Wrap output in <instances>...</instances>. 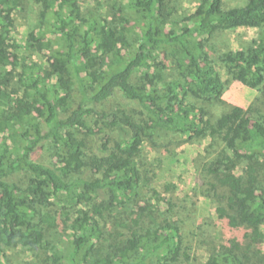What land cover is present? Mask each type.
Returning <instances> with one entry per match:
<instances>
[{
    "label": "trees",
    "instance_id": "16d2710c",
    "mask_svg": "<svg viewBox=\"0 0 264 264\" xmlns=\"http://www.w3.org/2000/svg\"><path fill=\"white\" fill-rule=\"evenodd\" d=\"M21 1L0 0V264L14 245L39 254L58 235L64 249L47 264L189 263L198 201L147 196L141 161L145 143L175 133L223 144L203 166L207 196L240 237L208 264H264V0L192 11L118 0L101 16L79 0H33L28 36L47 55L31 63L14 37ZM238 29L258 34L215 56L217 36ZM218 64L257 91L247 107H226Z\"/></svg>",
    "mask_w": 264,
    "mask_h": 264
},
{
    "label": "rangeland",
    "instance_id": "374dc122",
    "mask_svg": "<svg viewBox=\"0 0 264 264\" xmlns=\"http://www.w3.org/2000/svg\"><path fill=\"white\" fill-rule=\"evenodd\" d=\"M88 10L98 15H103L111 9V4L118 0H79ZM247 0H224L226 7L242 6ZM199 0H185L180 10L192 11ZM40 6L33 0H22L15 12L14 37L20 46L21 60L24 63L32 61L43 62L47 51L38 50L29 39V32L37 24ZM258 34L257 30L238 29L224 32L215 39V56L228 48H237L239 45H247ZM214 56V57H215ZM219 69L227 80L228 89L225 93L226 107L238 104L247 107L257 96V91L234 80L227 74L223 66ZM171 70H166V77H170ZM203 103V102H201ZM119 100L112 103L113 107H125ZM225 105V104H224ZM127 114L132 113L130 106H126ZM92 140V141H91ZM93 142V139L90 138ZM209 137L189 138L186 135L172 134L166 138L157 139L155 143H145L141 161L151 170L153 177L151 188H146L147 196L157 190L162 200L166 202L184 204L190 201H198V224L188 225L184 230L192 244L193 259L186 264H208L209 256L228 243L229 239L237 236L230 230L224 220L217 217L215 208L218 198L207 196V176L204 164L213 160L220 152L223 144L217 139L214 146H209ZM44 154V152H43ZM18 177H16L17 179ZM224 190H219V194ZM145 198H147L145 196ZM155 202L156 200L153 199ZM165 204V203H164ZM164 207V206H162ZM165 209V207H164ZM240 237V236H237ZM60 235L53 239L49 250L40 251L25 250L19 246H13L7 251L5 264H47L46 258L52 257L60 249H64ZM240 240V238H239ZM55 264L54 262H49Z\"/></svg>",
    "mask_w": 264,
    "mask_h": 264
}]
</instances>
